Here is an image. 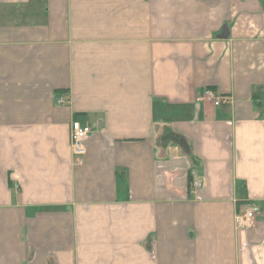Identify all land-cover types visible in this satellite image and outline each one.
Instances as JSON below:
<instances>
[{"label":"crops","instance_id":"0c3cea01","mask_svg":"<svg viewBox=\"0 0 264 264\" xmlns=\"http://www.w3.org/2000/svg\"><path fill=\"white\" fill-rule=\"evenodd\" d=\"M0 264H264V0H0Z\"/></svg>","mask_w":264,"mask_h":264},{"label":"built area","instance_id":"2783aa9c","mask_svg":"<svg viewBox=\"0 0 264 264\" xmlns=\"http://www.w3.org/2000/svg\"><path fill=\"white\" fill-rule=\"evenodd\" d=\"M67 96L59 97L57 100L58 105H66ZM198 102L206 103L210 102L215 107H220L229 104V98L217 95L213 90L205 89L196 98ZM92 133V129L88 125L82 124L80 121L74 120L71 124L70 142L74 156V164L76 166H82L85 162L87 155L86 141ZM202 182L195 180L194 187L199 189L202 187ZM258 208L253 207L243 214H238L235 219L236 227L240 230H246L250 228L255 220L258 213Z\"/></svg>","mask_w":264,"mask_h":264},{"label":"water","instance_id":"95a60500","mask_svg":"<svg viewBox=\"0 0 264 264\" xmlns=\"http://www.w3.org/2000/svg\"><path fill=\"white\" fill-rule=\"evenodd\" d=\"M220 37L221 38H224V39H226V38L229 37V28H228V26H225L224 27L223 32H222V34H221Z\"/></svg>","mask_w":264,"mask_h":264},{"label":"trees","instance_id":"16d2710c","mask_svg":"<svg viewBox=\"0 0 264 264\" xmlns=\"http://www.w3.org/2000/svg\"><path fill=\"white\" fill-rule=\"evenodd\" d=\"M62 94L64 95V96H67V94H68V92H62Z\"/></svg>","mask_w":264,"mask_h":264},{"label":"rangeland","instance_id":"374dc122","mask_svg":"<svg viewBox=\"0 0 264 264\" xmlns=\"http://www.w3.org/2000/svg\"><path fill=\"white\" fill-rule=\"evenodd\" d=\"M68 103V102H67Z\"/></svg>","mask_w":264,"mask_h":264}]
</instances>
